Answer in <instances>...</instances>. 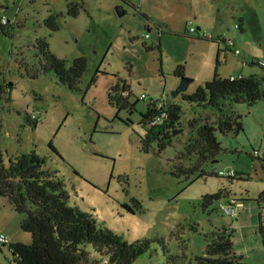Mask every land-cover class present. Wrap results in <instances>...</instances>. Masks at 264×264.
I'll list each match as a JSON object with an SVG mask.
<instances>
[{
    "label": "rangeland",
    "instance_id": "1",
    "mask_svg": "<svg viewBox=\"0 0 264 264\" xmlns=\"http://www.w3.org/2000/svg\"><path fill=\"white\" fill-rule=\"evenodd\" d=\"M70 1L0 0L4 166L10 157L35 151L46 158V168L58 171L69 205L89 213L99 228L127 242L161 239L136 264H174L167 251L177 264H194L211 237L223 231L231 234L237 257L264 264L258 231L264 216L257 201L264 188V98L252 105L230 104L243 129L215 132L222 150L210 161L188 153V144L199 125L216 121L218 112L183 98L212 80L215 69L222 78L257 76L264 90V0H76L82 7L75 16L67 14ZM49 15L56 16L55 31L45 25ZM217 37L225 43L210 39ZM37 38H46L50 52L67 66L85 58L79 90L40 69ZM229 40L238 53L227 48ZM179 67L183 77L176 73ZM183 78L191 81L174 96ZM118 81L130 91L121 109L108 100ZM152 101L180 107L181 133L162 150L152 142L144 152L139 121ZM34 114L40 117L35 126L29 122ZM177 166L196 169L177 177ZM220 171H234L240 179L229 180ZM220 190L229 196L204 209L202 197ZM227 202L242 203L233 217L222 211ZM23 218L0 196V232L10 243H31L20 228ZM88 250L89 263L102 258ZM11 261L9 243H0V264Z\"/></svg>",
    "mask_w": 264,
    "mask_h": 264
},
{
    "label": "trees",
    "instance_id": "2",
    "mask_svg": "<svg viewBox=\"0 0 264 264\" xmlns=\"http://www.w3.org/2000/svg\"><path fill=\"white\" fill-rule=\"evenodd\" d=\"M81 7L80 1L72 0L67 3V14L75 16ZM44 22L50 30H57L56 16L49 15ZM210 39L225 43L220 37ZM34 47L36 55L41 57L42 71L54 72L62 85L70 90H79V82L86 68L84 57L75 58L67 66L64 59L50 52L46 38H37ZM176 73L183 77L181 67L177 68ZM261 80L257 76L222 78L215 69L212 80L199 87L193 94L184 95V100L218 112L216 121H205L199 125L196 137L188 144V153H196L203 161L214 159L222 150L215 132L237 134L243 129L241 115L232 111L230 104L252 105L264 98ZM187 81L189 83L191 80ZM123 94L127 96L124 97ZM128 95H130L128 86L118 81L111 86L108 100L111 105L121 109L128 105L126 100ZM133 107L134 104L129 106V109ZM155 109L154 104L148 105L139 121L144 128V134L140 137V149L144 152L150 149L152 142H157V148L162 150L166 144L171 143L173 137L181 133L179 106H168V117L161 124L152 123ZM29 122L35 126L37 120L29 117ZM48 146L61 157L51 142ZM8 162V165L4 166L0 151V196L7 198L16 212L24 214L20 228L31 236L29 244L20 242L9 244L12 261L8 264H102L100 262L102 259L107 260L106 264H136L140 256L150 251L153 242H162L157 237L127 242L110 230L99 228L89 213L69 205V194L58 171L46 168V158L35 151L10 157ZM194 169L196 166L191 168L177 166L173 174L180 177L191 174ZM227 178L240 179L236 176ZM227 196L229 194L225 190H220L203 196L201 205L204 209H209L214 201L226 199ZM257 201L264 216V188L258 194ZM258 231L264 246V218L260 219ZM88 247L102 258L89 263ZM164 250L167 251L165 248ZM165 254L168 262L177 264L173 255L168 251ZM194 262V264H251L235 255L231 234L228 231L213 235L207 242L203 255L195 257Z\"/></svg>",
    "mask_w": 264,
    "mask_h": 264
},
{
    "label": "built area",
    "instance_id": "3",
    "mask_svg": "<svg viewBox=\"0 0 264 264\" xmlns=\"http://www.w3.org/2000/svg\"><path fill=\"white\" fill-rule=\"evenodd\" d=\"M2 21L4 22L5 20L2 19ZM188 31L190 33H193V32H195V29H194V27H189ZM226 45H227V48L232 49L235 54L239 52L237 48H233V43H232L231 40L227 41L226 42ZM152 104L155 105V101H152ZM155 110H156V112H155V115H154V118H153V122L152 123H154V124H161L162 121L168 117V109L165 108L164 105L159 104V105L156 106V109ZM30 118L32 120H37V121L40 120V117L38 115H35V114L32 115V117H30ZM218 175L223 176V177H234V176H236V174H235L234 171H227V172L220 171L218 173ZM227 203H229V207L222 206L223 213L226 214V215H229L231 217L235 216V214H236V208H235V206H241L242 203H237L236 205L231 204L232 202H227ZM0 243H2V244L9 243L10 244L9 237L7 235H5L4 233H1V232H0ZM100 262L102 264H106L107 263V260L106 259H102V260H100Z\"/></svg>",
    "mask_w": 264,
    "mask_h": 264
},
{
    "label": "water",
    "instance_id": "4",
    "mask_svg": "<svg viewBox=\"0 0 264 264\" xmlns=\"http://www.w3.org/2000/svg\"><path fill=\"white\" fill-rule=\"evenodd\" d=\"M116 10H117V13L119 15H122L124 13L122 6H117ZM188 84L189 83H188L187 79H181L178 87L172 92V94L175 96V95L179 94L180 92L185 91L187 89Z\"/></svg>",
    "mask_w": 264,
    "mask_h": 264
},
{
    "label": "crops",
    "instance_id": "5",
    "mask_svg": "<svg viewBox=\"0 0 264 264\" xmlns=\"http://www.w3.org/2000/svg\"><path fill=\"white\" fill-rule=\"evenodd\" d=\"M234 201H236V200H234ZM239 203H241V202H239ZM13 243H16V242H13Z\"/></svg>",
    "mask_w": 264,
    "mask_h": 264
}]
</instances>
